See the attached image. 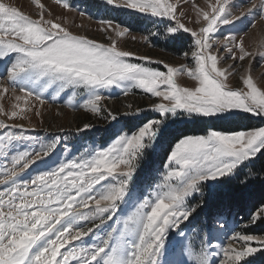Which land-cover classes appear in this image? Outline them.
<instances>
[{
  "label": "snow or ice",
  "instance_id": "1",
  "mask_svg": "<svg viewBox=\"0 0 264 264\" xmlns=\"http://www.w3.org/2000/svg\"><path fill=\"white\" fill-rule=\"evenodd\" d=\"M55 3L72 11L70 0ZM106 3L170 21L163 33L166 41L188 34L189 51L182 53L186 62L176 67L121 48L117 38L129 29L113 26L110 19L99 22L107 40L102 43L73 33L67 17L54 15L43 0H31L30 14L0 0V157L7 161L0 165V264H249L246 258L264 251V235L234 231L226 236L225 246L213 242L214 233L226 227L218 214L203 226L189 225L219 183L249 165L264 171V126L231 132L209 126L204 134L174 137L167 147L164 142L169 117L183 115L205 124L241 113L264 119V86L253 75L257 58L264 64V37L253 40L248 31L258 21L264 23V0L250 7L230 0H192L193 15L187 22L182 5L173 0ZM257 10L244 29L235 30ZM158 35L141 39L148 43L150 36ZM154 63L166 71L151 67ZM180 76L194 85L182 86ZM237 76L238 83H232ZM113 88L125 96L139 90L156 98L149 109L157 117L117 134L106 146L28 175L34 166L46 164L60 143L59 136L45 143L25 135L35 131L33 117L43 123L44 106L71 91L67 107L117 121V114L102 106L110 98L102 90ZM78 89L86 95L72 103ZM142 111L137 108L132 114ZM56 115H62L59 105ZM92 127L83 123L75 132ZM28 141L38 146L10 151ZM158 149L163 151L156 169L159 179L142 186L138 175ZM129 203L133 210L124 217L122 229L108 225L110 231L88 242L86 238ZM259 222H264V202L250 213L248 225ZM177 247V258L166 259ZM213 256L221 258L214 261Z\"/></svg>",
  "mask_w": 264,
  "mask_h": 264
},
{
  "label": "rangeland",
  "instance_id": "2",
  "mask_svg": "<svg viewBox=\"0 0 264 264\" xmlns=\"http://www.w3.org/2000/svg\"><path fill=\"white\" fill-rule=\"evenodd\" d=\"M7 3L20 8L21 11L26 14L33 12V6L31 5V0H5ZM43 2L48 5L54 15L67 17L68 21L71 23V31L75 34L86 35L89 38L95 39L102 43H107L105 39V34L101 32V20L110 19L113 21V26L119 24L121 28L129 29V32L124 37H118V44L121 48L125 50H131L138 55H147L151 57L153 61H163L164 63L170 64L172 66L179 67L183 65L186 61L184 60L182 54L175 55L170 52H167L154 45L151 37L159 38L158 36H150L149 42L145 43L141 38L143 36H148L149 33H160L166 28V25L170 23L168 20H162L158 17H152L149 14H141L130 10L124 9H115L112 5H108L106 0H70L72 5V11L68 12L56 5L55 0H43ZM173 2L180 3L182 5L180 11L186 13L184 16V21L187 22L188 19L193 15L192 12V0H173ZM203 0H196V3H202ZM258 0H230V3L233 5H242L244 7H250L251 4L257 3ZM235 10V9H234ZM257 11L253 12L251 16L246 17L240 21L236 26V31L244 29L249 21L253 20ZM83 13V15H81ZM82 26V27H81ZM191 26V25H189ZM136 27V28H134ZM249 37L253 40H259L261 37H264V23L257 22V27L249 29ZM111 34V33H109ZM183 34V33H182ZM180 34V35H182ZM186 35V34H185ZM188 35V34H187ZM135 36L136 40L133 41L132 37ZM189 36V35H188ZM190 38V37H189ZM166 39L163 35L162 40ZM189 51V50H188ZM247 64V61L245 62ZM2 67V65H0ZM151 67L157 68L159 70L166 71L163 68L162 64H151ZM261 73H264V64L261 63L259 58H257L255 66L253 68V75L256 77L257 81L264 86V78L261 77ZM239 81L237 76L232 80V83L236 84ZM178 83L182 86H193L194 82L191 81L187 76H180L178 78ZM106 97L110 96L102 101V106L112 110L117 114V121H107L103 118V115L96 116L90 112H84L82 109L77 108L73 110L71 107L66 106V102L69 100V97L72 95L71 91H66L61 94V97L55 103L46 104L44 106V121H41L38 118L33 117L31 124L35 126V131H27L24 134L30 137H37L43 142H50L53 138L59 136L60 143L57 146L54 154L51 159L47 160L46 164H38L34 166L31 172L28 175L33 174L36 170L43 169L45 167L52 166L53 162H58L61 159L73 158L81 155L85 151H90L93 148H98L100 146H106L115 138L117 134L135 130L140 124L145 122L147 119H154L157 117V113L149 109L150 104L156 101V98L150 97L147 94L139 90H133L129 95H123V92L120 89H109L102 90ZM78 95L72 98V103H79L82 101L86 93H83V90H77ZM7 105V101H5ZM57 105H59V111L62 113L61 116H57ZM127 105H131L129 109ZM143 109L139 115H134L135 110ZM129 113V114H125ZM106 115V113H105ZM169 130L165 138L164 147L167 145V142L172 140L174 137H179L181 135H192V134H204L207 131L211 124H208L207 128L202 132L190 131L184 132V129L187 127L186 124L193 125L201 123L202 121L190 120L187 116L178 115L175 118L169 117ZM229 122V120H228ZM230 129L236 130H222L216 128L217 130L231 132L238 130H246L255 127L264 126V119L259 117L251 116L249 114H239L238 119L234 118ZM26 126L28 121H23ZM83 123H91L93 127L90 130H86L82 133L77 134L75 128L82 126ZM241 124L242 127H235L236 125ZM250 123L252 127L247 125ZM232 126V127H231ZM234 126V127H233ZM63 128L64 131L60 132L59 129ZM19 131V130H12ZM171 132L173 133L171 138H169ZM3 134V130H0V135ZM35 143L32 141L14 144L10 151L14 154L17 150H22L24 147H36ZM163 157L162 149H158L155 154L149 156L148 160L145 162L138 175V183L143 186L144 181H151L155 183L159 179V172L156 171L157 168L161 167L160 160ZM11 157L9 156V159ZM7 161L3 157H0V165L6 164ZM27 175L25 176V179ZM132 204H126L122 206L121 211L112 221H107L106 225L98 231L95 236L88 239L90 243L91 240L98 239L103 236L107 231H110L111 228H120L122 229V221L125 216L131 213ZM198 216L194 219L189 225V227H199L203 226L202 221H198ZM204 220H206L204 218ZM208 220H206L207 222ZM221 222V220H220ZM223 223V222H221ZM205 224V223H204ZM225 224V223H224ZM111 225V228L108 227ZM214 227H219V224L216 221H213ZM226 227L223 231H217L214 233L216 239L213 241L218 245H227L228 240L226 236H230L234 231H239L236 221L226 222ZM243 226V225H241ZM192 239L195 243L199 244L198 240H195L193 236ZM238 246V245H237ZM253 246H257L253 242ZM215 251L219 252L220 249L217 248ZM179 253V248L177 247L174 252L170 253L166 259H175ZM221 256H213L214 261L220 259ZM247 260L249 259L246 258ZM249 264H254L249 261Z\"/></svg>",
  "mask_w": 264,
  "mask_h": 264
},
{
  "label": "trees",
  "instance_id": "3",
  "mask_svg": "<svg viewBox=\"0 0 264 264\" xmlns=\"http://www.w3.org/2000/svg\"><path fill=\"white\" fill-rule=\"evenodd\" d=\"M160 33L159 38L151 37L152 41L155 39L153 41L155 46L175 55H181L183 52L189 50L191 40L187 34L180 35L177 41H166V39L162 40L163 32L160 31ZM232 120H229V122L213 121L211 125L219 129L221 126L222 130H236L237 128L230 129L229 127L232 124L230 122ZM207 125L203 122L202 124H186L187 128L184 129V132H202L208 127ZM247 126L252 127L250 123ZM235 127L242 126L239 123V125L235 124ZM172 134L171 132L169 138H171ZM245 181H247V184L244 183ZM262 181H264V171H260L259 165L255 167L249 165L243 168L238 176L232 178L230 181L219 183L215 191L208 197L207 207L198 215V221H202L204 225L206 220L218 214L223 223L236 221L239 231H246L249 234L258 236L264 235V222L248 225L250 213L254 210L255 206L264 202V182ZM248 260L254 264H264V251H258L252 257H249Z\"/></svg>",
  "mask_w": 264,
  "mask_h": 264
}]
</instances>
